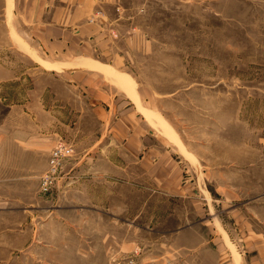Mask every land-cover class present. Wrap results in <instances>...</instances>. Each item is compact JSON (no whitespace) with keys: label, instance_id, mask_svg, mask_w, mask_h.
Here are the masks:
<instances>
[{"label":"rangeland","instance_id":"1","mask_svg":"<svg viewBox=\"0 0 264 264\" xmlns=\"http://www.w3.org/2000/svg\"><path fill=\"white\" fill-rule=\"evenodd\" d=\"M111 1L110 100L134 103L140 150L0 0V264H264V0ZM59 143L72 155L44 191Z\"/></svg>","mask_w":264,"mask_h":264},{"label":"crops","instance_id":"2","mask_svg":"<svg viewBox=\"0 0 264 264\" xmlns=\"http://www.w3.org/2000/svg\"><path fill=\"white\" fill-rule=\"evenodd\" d=\"M111 5H114L111 0H13L17 16L26 27L25 37L38 45L45 57L55 59L50 63L61 65L56 73L60 80L78 91L79 101L93 110L106 133H112L123 148L140 150L145 144L142 145V135L135 137L142 126L134 103L126 98L116 101V94L110 100L111 75L105 68L119 72L124 66V63L119 64L124 54L108 46L111 37L107 29L112 21L108 7ZM91 18L93 22L88 21ZM100 56L108 60H101ZM88 60L95 65L82 64ZM116 111L122 112L119 121H115ZM26 141L35 143L31 137ZM148 151L149 148L147 154ZM147 158L143 157L141 162L157 181L161 161L154 165Z\"/></svg>","mask_w":264,"mask_h":264},{"label":"built area","instance_id":"3","mask_svg":"<svg viewBox=\"0 0 264 264\" xmlns=\"http://www.w3.org/2000/svg\"><path fill=\"white\" fill-rule=\"evenodd\" d=\"M72 147L59 143L51 151L49 168L41 178V185L44 191H49L57 179L64 163L72 155ZM125 264H135L134 259H128Z\"/></svg>","mask_w":264,"mask_h":264},{"label":"bare ground","instance_id":"4","mask_svg":"<svg viewBox=\"0 0 264 264\" xmlns=\"http://www.w3.org/2000/svg\"><path fill=\"white\" fill-rule=\"evenodd\" d=\"M93 62H94V61H93ZM93 62H90V61L87 62V61H85V62H83L82 64H84V65H85V64H86V65H89V64H92ZM92 65H93V64H92ZM68 66H69V65H68ZM72 66H73V65H72ZM50 67H53V68H54V67H55V68H61V65H55V66H50ZM108 72H109L110 75L113 76V78L116 79V76H117V75H116L115 72H113V71H111V70L108 71ZM120 78H121V81H122V82H123V79L125 80V78H123V77H120ZM44 174H45V173H44ZM44 174L42 175V177L44 176ZM237 263H238V262H237Z\"/></svg>","mask_w":264,"mask_h":264}]
</instances>
